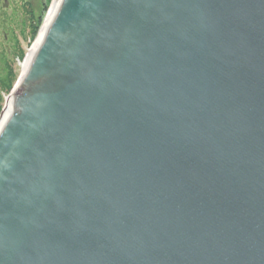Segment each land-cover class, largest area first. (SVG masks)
Masks as SVG:
<instances>
[{
    "label": "water",
    "instance_id": "obj_1",
    "mask_svg": "<svg viewBox=\"0 0 264 264\" xmlns=\"http://www.w3.org/2000/svg\"><path fill=\"white\" fill-rule=\"evenodd\" d=\"M0 264H264V0H61L0 126Z\"/></svg>",
    "mask_w": 264,
    "mask_h": 264
},
{
    "label": "trees",
    "instance_id": "obj_2",
    "mask_svg": "<svg viewBox=\"0 0 264 264\" xmlns=\"http://www.w3.org/2000/svg\"><path fill=\"white\" fill-rule=\"evenodd\" d=\"M18 2L20 5L12 16H7L3 7L4 0H0V114L4 99L9 96L18 78L15 67L25 59L21 40L24 38L30 44L33 43L41 24V20L34 16L29 2ZM50 2L45 0L44 7L47 8Z\"/></svg>",
    "mask_w": 264,
    "mask_h": 264
},
{
    "label": "bare ground",
    "instance_id": "obj_3",
    "mask_svg": "<svg viewBox=\"0 0 264 264\" xmlns=\"http://www.w3.org/2000/svg\"><path fill=\"white\" fill-rule=\"evenodd\" d=\"M61 3V0H53V3L49 9L48 15L46 17V20L44 22V25L42 26L39 35L35 41V43L33 44L32 48L29 50V53L26 57V59L24 60V62L21 64V73L17 78V81L15 83L13 92L6 98L5 100V104H4V108H3V113H2V118L0 119V126L2 125V123L4 122L10 106L12 104V101L14 99V95H15V90L18 87V84L20 83L21 80H23L25 74L27 73L30 64L32 63L33 59H34V55L36 54L37 49L39 48L40 43L42 42V39L44 37V33L47 29V27L50 25L59 5Z\"/></svg>",
    "mask_w": 264,
    "mask_h": 264
},
{
    "label": "rangeland",
    "instance_id": "obj_4",
    "mask_svg": "<svg viewBox=\"0 0 264 264\" xmlns=\"http://www.w3.org/2000/svg\"><path fill=\"white\" fill-rule=\"evenodd\" d=\"M26 1L30 3V6L32 7V12L34 13V16L37 19L41 20V24H40V29H41L42 26L44 25V22L46 20L47 15H48L49 9H50V7H51V5L53 3V0H51L49 6L47 8L44 7L45 0H26ZM19 5H20V3L18 2V0H4L3 7H4V10H5L7 16H9V15L12 16V14L14 13V10L17 7H19ZM40 29L38 31V34L40 32ZM38 34H37V37H38ZM37 37L35 38V40L31 44L29 43V41H27V40L25 41L24 38L21 40V47L23 48V50L25 52V59H26V57H27V55L29 53V50L32 48L33 44L35 43ZM1 44H2V47H3L4 41ZM23 62H21L20 64H18L15 67L17 76H19L20 73H21V64ZM6 98L4 99V104H5ZM3 108H4V105H3Z\"/></svg>",
    "mask_w": 264,
    "mask_h": 264
}]
</instances>
